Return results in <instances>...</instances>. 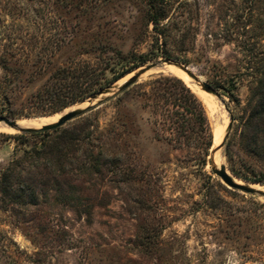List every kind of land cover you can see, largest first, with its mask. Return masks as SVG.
<instances>
[{"label":"rangeland","instance_id":"374dc122","mask_svg":"<svg viewBox=\"0 0 264 264\" xmlns=\"http://www.w3.org/2000/svg\"><path fill=\"white\" fill-rule=\"evenodd\" d=\"M71 1L0 0V56L22 60L23 70L10 94L12 113L2 116L45 118L84 102L53 113L37 98L73 59L112 58L122 69L141 57L149 59L143 66H186L221 89L213 95L223 113L189 85L207 105L215 142L225 122L226 138L218 166L213 148L204 165L195 150L174 149L156 138L139 85L159 74L181 78L174 70L148 74L49 137L0 132L20 135L0 137V175L48 139L80 135L68 169L98 160L100 166V174H70L56 183L43 167L26 163L16 187L32 185L38 202L0 210V264H264V197L231 189L213 172L225 166L241 185L264 194V183L255 182L264 181V114L253 75L264 71V0H165L168 60L155 58L162 41L157 44L143 0ZM136 70L107 88L122 85ZM4 77L0 69V84ZM128 121L135 123L131 132L122 126ZM112 126L116 134L99 141L97 130ZM89 132L93 136L85 139ZM233 163L241 178L232 173Z\"/></svg>","mask_w":264,"mask_h":264},{"label":"trees","instance_id":"16d2710c","mask_svg":"<svg viewBox=\"0 0 264 264\" xmlns=\"http://www.w3.org/2000/svg\"><path fill=\"white\" fill-rule=\"evenodd\" d=\"M74 1L72 0L71 2ZM142 2L145 5L144 12L146 13L147 21L154 26V31L159 36L156 37L157 44L162 41V44L158 47L161 55H156L155 58L168 60L170 59L167 54L168 29L169 21H171L170 5L165 0H143ZM167 20L168 22L166 23ZM128 59L127 57L122 58L126 62ZM134 59L137 60L136 57L132 58V60ZM139 59V61L134 62V66L123 67L122 69H117L116 63L112 62V58L99 59V61L73 59L57 70L51 77V83L39 91L37 98L44 105L50 106V112L60 111L104 90L127 74L143 66L149 60L145 58L141 60V57ZM132 60L128 62H132ZM21 61L7 55L0 56V69L5 74L4 81L0 84V115L12 113L10 94L15 91L23 80ZM108 70L113 73L111 79L108 78ZM253 75L255 76V88L263 101V104L258 107L264 114V71H258ZM139 89L138 96L143 101L141 107L144 111H148L151 116L150 123L154 127L156 138L167 142L174 149L187 148L195 150L199 159L205 165L215 145V135H213L206 103L184 80L176 76L159 74L147 83L139 85ZM214 90L220 92L221 89L214 87ZM117 105L119 106L120 104L117 103ZM22 119L28 120L30 118ZM134 124L133 121H128V123H123L122 126L126 132H131ZM115 127L112 126L105 132L100 133L97 130V139L101 141L105 138H112L116 134ZM57 130L24 132L21 136L38 135L49 137L52 132ZM92 136L93 133L89 132L86 133L84 138L89 139ZM0 137L19 138L20 135L0 134ZM55 141L56 139L50 138L41 146L34 147L30 151H24V155L21 158L13 161L1 173V211L8 212L14 208L30 207L37 204L38 196L32 185L19 183V187H16L22 167L28 162L30 169L43 167L48 177H54V182L57 181V178H63L70 174L73 176L100 174L99 160L89 166L82 164L74 171L68 169L71 150L76 145V141H81V135L76 138L60 139L57 143ZM102 155L99 152L98 156ZM89 157L92 158L94 156L90 154ZM230 169L234 175L241 178L238 171H236L234 163ZM255 182L264 183L261 180ZM57 196L63 204H70L71 200L68 199L67 195H63L62 191L58 192Z\"/></svg>","mask_w":264,"mask_h":264},{"label":"water","instance_id":"95a60500","mask_svg":"<svg viewBox=\"0 0 264 264\" xmlns=\"http://www.w3.org/2000/svg\"><path fill=\"white\" fill-rule=\"evenodd\" d=\"M168 66H176V67L181 68L182 71L192 79L193 83L200 86V88L204 92L213 93L215 95L214 88L211 87L208 83L199 79V77L188 67L177 64V63L169 62V61H157V62L147 64L139 68L138 70H136L131 75V77L128 80H126L122 85L116 88L112 86L109 88H105L104 90H101L100 92L93 95L92 97L85 100L84 102H81L80 104H78L80 105L78 108L70 109L64 112L61 115L60 119L53 124L46 125L40 129H22L18 125L17 120L10 119L2 115H0V124L10 129H13L18 133L34 132V131H44L45 132V131L57 130L65 126L67 123L73 121L74 119L88 113L89 111L99 108L105 102H107L110 98L136 85L143 77L147 76L148 74H152L154 72L165 71V68ZM231 128H232V118H231V123L229 124V129ZM225 138L226 136L224 137L223 140L221 139L222 142L216 148H214L213 146V155H215L216 152L222 149ZM214 141H215V138H214ZM213 172L222 180V182L225 185H227L231 189L242 191L248 194H258L264 197V194L262 195L258 190L237 183L234 180V178L229 174L225 166H222L220 169L214 168Z\"/></svg>","mask_w":264,"mask_h":264},{"label":"bare ground","instance_id":"6f19581e","mask_svg":"<svg viewBox=\"0 0 264 264\" xmlns=\"http://www.w3.org/2000/svg\"><path fill=\"white\" fill-rule=\"evenodd\" d=\"M165 70H174L183 80L186 81V83L188 85H190L191 87H193L195 89V91H197L206 101L209 105H211L213 108H218L219 111L221 113H223V110L217 105L216 100L214 98L213 93H208V92H204L200 86L196 85L193 83L192 79L187 76L181 68L176 67V66H168L165 68ZM155 73V72H154ZM80 105H76L74 107H72L71 109H75L78 108ZM68 111V110H67ZM66 112V111H65ZM59 113V114H55L53 116L50 117H45V118H38V119H33V120H25L24 122H22V120L17 121L18 125L22 128V129H40L46 125L49 124H53L55 122H57L61 115L63 114ZM227 125L228 123L225 122L221 129L220 132L218 133L217 137H216V142H215V148L222 142V140L224 139V137L226 136V132H227ZM0 132H5V133H14L16 132L13 129H10L8 127H5L4 125L0 124ZM222 137V138H221ZM222 139V140H221ZM220 156L219 151L215 153V155L213 156V160L216 166H218V157ZM221 165V163H220ZM234 180L240 184V181L236 178H234ZM246 185V184H245ZM255 186V185H254ZM253 188V187H252ZM256 189V188H255ZM261 191V190H260ZM263 191V190H262Z\"/></svg>","mask_w":264,"mask_h":264}]
</instances>
